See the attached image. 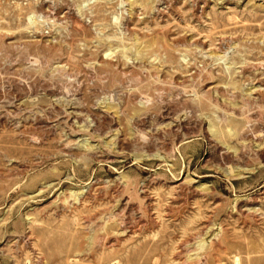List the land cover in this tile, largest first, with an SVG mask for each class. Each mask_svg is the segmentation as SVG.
I'll return each instance as SVG.
<instances>
[{
  "label": "rangeland",
  "instance_id": "374dc122",
  "mask_svg": "<svg viewBox=\"0 0 264 264\" xmlns=\"http://www.w3.org/2000/svg\"><path fill=\"white\" fill-rule=\"evenodd\" d=\"M0 264H264V0H0Z\"/></svg>",
  "mask_w": 264,
  "mask_h": 264
}]
</instances>
